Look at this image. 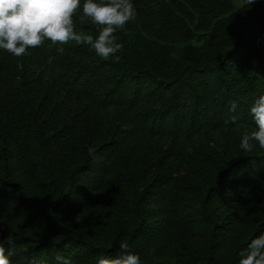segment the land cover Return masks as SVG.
Returning a JSON list of instances; mask_svg holds the SVG:
<instances>
[{"label":"trees","instance_id":"16d2710c","mask_svg":"<svg viewBox=\"0 0 264 264\" xmlns=\"http://www.w3.org/2000/svg\"><path fill=\"white\" fill-rule=\"evenodd\" d=\"M132 2L118 59L75 41L0 50V241L11 260L25 248L24 264H94L122 240L138 253L143 236L170 233L171 259L153 264H239L264 232V149L239 147L264 95V0ZM82 16L76 31L96 36ZM228 243L229 257L214 252Z\"/></svg>","mask_w":264,"mask_h":264},{"label":"clouds","instance_id":"9594fccd","mask_svg":"<svg viewBox=\"0 0 264 264\" xmlns=\"http://www.w3.org/2000/svg\"><path fill=\"white\" fill-rule=\"evenodd\" d=\"M251 5L254 0H246ZM81 8L83 16L98 26V34L93 36L76 31V12ZM137 11L132 0H0V50L15 57H22L30 49L41 47L45 39L52 45H63L70 41L90 45L96 54L104 59L123 50L118 32L125 30L130 21H134ZM58 51H63L59 48ZM51 62V61H49ZM236 108L233 102L232 110ZM255 129L246 131L240 138L239 147L250 152L258 146L264 149V95L254 100L250 107ZM237 121L236 116L231 122ZM94 154V149H88ZM8 243L12 242L9 235ZM120 253L116 256L101 255L96 264H140V255L131 250L129 242L122 240ZM5 255L4 241H0V264H13ZM239 264H264V232L249 242L247 249L239 253ZM59 264H75L71 257L58 256Z\"/></svg>","mask_w":264,"mask_h":264},{"label":"rangeland","instance_id":"374dc122","mask_svg":"<svg viewBox=\"0 0 264 264\" xmlns=\"http://www.w3.org/2000/svg\"><path fill=\"white\" fill-rule=\"evenodd\" d=\"M237 6H241L243 5L246 0H233ZM168 236H170V233H163L158 235V237H155L153 239H145L146 236H143V239H141V242H139L140 244L138 245V253L140 255V261H144L147 263H152L153 262H157L158 260L162 259L165 261H168L171 259V249H172V245L170 244V240L168 238ZM225 237V236H224ZM145 239V241H144ZM220 245H216L215 247H213L214 252H219V253H224L225 257H229L228 253L230 250H232V246L230 243H228L226 245V249H218ZM147 247V248H144ZM162 247V249H164L163 253L166 254L165 256L163 254H159L160 252L156 249H160ZM156 248V249H155ZM25 250V248H22L20 251H18L15 256L12 259L13 264H24V261L26 259L25 255L26 253H23V251ZM82 255L79 257V259H82ZM73 260V259H72ZM84 262L82 260L78 261V259H76L75 264H83ZM96 264V263H94Z\"/></svg>","mask_w":264,"mask_h":264}]
</instances>
